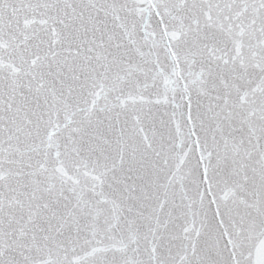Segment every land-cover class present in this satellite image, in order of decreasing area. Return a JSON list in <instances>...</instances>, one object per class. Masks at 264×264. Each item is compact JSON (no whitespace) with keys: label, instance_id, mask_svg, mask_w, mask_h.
I'll use <instances>...</instances> for the list:
<instances>
[{"label":"snow or ice","instance_id":"snow-or-ice-1","mask_svg":"<svg viewBox=\"0 0 264 264\" xmlns=\"http://www.w3.org/2000/svg\"><path fill=\"white\" fill-rule=\"evenodd\" d=\"M0 264H264V0H0Z\"/></svg>","mask_w":264,"mask_h":264}]
</instances>
